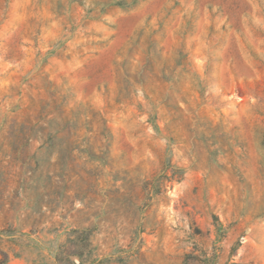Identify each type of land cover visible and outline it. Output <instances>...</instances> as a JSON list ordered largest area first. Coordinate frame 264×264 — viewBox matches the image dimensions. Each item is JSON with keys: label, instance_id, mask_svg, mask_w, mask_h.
<instances>
[{"label": "rangeland", "instance_id": "1", "mask_svg": "<svg viewBox=\"0 0 264 264\" xmlns=\"http://www.w3.org/2000/svg\"><path fill=\"white\" fill-rule=\"evenodd\" d=\"M2 264H264V0H0Z\"/></svg>", "mask_w": 264, "mask_h": 264}, {"label": "trees", "instance_id": "2", "mask_svg": "<svg viewBox=\"0 0 264 264\" xmlns=\"http://www.w3.org/2000/svg\"><path fill=\"white\" fill-rule=\"evenodd\" d=\"M3 262H0V264H2Z\"/></svg>", "mask_w": 264, "mask_h": 264}]
</instances>
